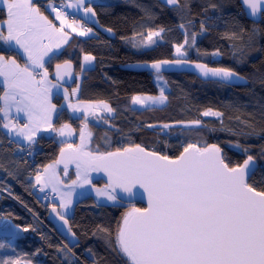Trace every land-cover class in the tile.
<instances>
[{
  "label": "trees",
  "instance_id": "1",
  "mask_svg": "<svg viewBox=\"0 0 264 264\" xmlns=\"http://www.w3.org/2000/svg\"><path fill=\"white\" fill-rule=\"evenodd\" d=\"M210 3L217 4L219 8L204 11ZM91 6L96 12L99 27L113 29L114 36L108 37L96 30L93 37L74 38L48 66L51 74L56 63L71 61L75 76L78 73L82 76L78 100L108 103L114 109L113 118L102 119V124L110 126L102 129L110 131L111 148L99 145L100 127L88 124L96 134L89 150L109 152L140 144L147 151L175 158L189 143L197 146L217 144L229 166L241 165L248 155L253 156L257 169L249 182L258 190H264V16L257 22H250L242 12L239 0H180L175 8L160 0H99ZM207 17L212 19L207 20ZM5 18V11L0 10V22ZM202 20L208 29L205 32L200 30ZM180 24L185 28H180ZM160 28L164 29L160 34L161 43L146 51L133 49L130 39L134 36L143 39L149 30L158 31ZM185 31L189 44L183 47L187 52L183 60L212 68L233 69L247 83L228 87L220 83H204L191 75H161L168 88L166 105L142 111L131 109L129 100L133 96H157L158 90L152 74L126 67L177 60L174 48L184 44ZM139 33L144 35H137ZM193 33L197 35L195 44L191 45ZM225 33H235L236 36L227 39ZM0 51L14 54L3 42H0ZM217 52L218 55H213ZM85 54L96 59L92 69L81 72L80 60ZM2 92L0 87V96ZM53 103L60 107L57 100ZM208 109L225 114L223 126L217 118L203 117L202 113ZM238 115L249 121L251 126L246 127L236 121L234 117ZM193 120L203 121L206 127H186ZM62 124H69L77 132L83 128L85 132L84 120L71 118L65 109H59L54 120L55 127ZM166 124L170 127L163 132ZM237 144L240 147H236ZM16 146L3 134L0 126V215L10 217L11 223L21 229L19 235L11 240L15 251L0 249V260L18 256L22 260L30 259L32 264H67V249H58L68 245L79 258V264H93L88 249L95 253L98 264H126V258L113 252L108 241L114 244L123 215L130 208L142 207L121 203L117 206L97 205L92 197L83 198L74 204L72 215L67 219L75 233L74 241H70L71 234L63 240L47 222L49 209L53 206L58 208L55 204L57 196L44 203L34 191L33 177L56 161L65 144H57L53 136L39 138L31 146L28 158L15 155ZM93 185L105 184L97 178ZM98 226L107 232L100 231ZM23 228H29V231L24 232ZM0 241H3L2 236Z\"/></svg>",
  "mask_w": 264,
  "mask_h": 264
},
{
  "label": "snow or ice",
  "instance_id": "2",
  "mask_svg": "<svg viewBox=\"0 0 264 264\" xmlns=\"http://www.w3.org/2000/svg\"><path fill=\"white\" fill-rule=\"evenodd\" d=\"M164 2L174 8L180 4V0ZM241 3L250 16H264V0H241ZM0 6V10L6 11V18L0 22L6 25V32L0 29V42L14 53L0 51V77H3L4 84V95L0 96V100L4 101V106L0 107V113H3L0 126L7 129L9 134L15 133L17 137L23 138L29 145L36 142L35 136L42 128L44 131L56 132L59 136L72 135L73 130L69 124H63L59 129L53 124V115L58 116V112L57 105L52 103V89L62 85L49 79L48 66L62 54L63 46L69 43L70 37L65 31L66 28L71 29L77 36L94 35L93 28L76 19V14L82 11V19L98 24L99 21L93 19L96 16L94 8L88 0H60L58 5L56 0H48L47 7L59 21L57 27L44 15L35 0H0ZM218 8L217 4L210 3L204 11ZM68 9L75 10L71 19ZM179 27L183 29L185 25L180 24ZM200 30H208L204 20L200 23ZM106 31L114 34L111 28ZM163 31V28L158 31L149 30L145 47L155 44L154 37H159ZM196 35L192 34L191 45L195 44ZM235 36V33H225L227 39ZM45 39L47 43H44ZM184 43L189 44L187 31ZM182 48L183 45L177 46L176 52L183 57L186 54L181 51ZM17 55L23 56V66L18 62ZM95 59L91 54H85L81 71ZM173 63L180 65L187 61L164 60L143 66L153 69L157 73L156 79L160 80L162 77L159 73L163 66ZM71 67L69 60H65L63 64L56 63L55 80H63L65 76L71 78ZM195 67L205 78L211 77L232 84L247 83L244 77L230 68H212L206 64H196ZM78 91L79 84L71 93L65 88L64 99L69 101L68 108L74 113H87L89 108L84 107V102H70V97L76 96ZM143 99L145 98L133 96L132 103L142 104ZM146 99L163 104L167 97L161 88L159 97ZM13 107L17 114L24 113L26 123L19 125L10 118ZM104 109L107 112L114 111L107 104ZM202 115L216 117L222 126L224 124L223 112L208 109ZM84 118L87 120V115ZM234 119L246 127L251 126L249 121L239 115ZM193 126L197 129L206 127L201 120H193L186 125ZM164 127L168 128L170 125L166 124ZM87 135L90 137L91 133ZM80 139L81 144L76 147L69 145L70 151L67 153L61 148L60 158L54 163H62L66 157L75 162L78 170H84L85 183H89L88 170L104 171L108 176V183L103 190H97L96 195L113 204L124 199H134L137 187L143 189L147 195L148 206L133 207L126 212L117 227L114 244L108 241L113 252L126 258V264H264V190H258L249 182L255 174L252 168L253 156L248 155L242 165L229 166L217 144L197 146L189 143L179 156L172 158L157 151H147L140 144L109 152L86 151L87 140L83 128ZM235 146L240 147L239 144ZM244 151L247 152V149ZM45 173L47 175L37 173L35 177L40 191L43 192L51 186L52 191L57 192L58 181L53 165L47 166ZM77 177L80 178L79 171ZM66 197H70V194H60L59 210L53 206L52 211L68 224L65 213L72 201ZM99 230L107 232V229ZM19 231V225L12 224L10 217L0 215V236L3 237L0 249L9 248L15 251L11 240L19 235ZM22 231L27 232L29 228H23ZM68 232L75 237L71 228ZM95 234L94 232L93 235ZM64 249H67V264H79V258L72 248L64 245L63 249L58 250ZM87 251L93 258V264H98L95 253L91 249ZM0 264H32V261L22 260L17 256L2 259Z\"/></svg>",
  "mask_w": 264,
  "mask_h": 264
},
{
  "label": "rangeland",
  "instance_id": "3",
  "mask_svg": "<svg viewBox=\"0 0 264 264\" xmlns=\"http://www.w3.org/2000/svg\"><path fill=\"white\" fill-rule=\"evenodd\" d=\"M160 1L163 2L165 5H167L164 2V0H160ZM167 6L172 7L170 5H167ZM101 30H105V29H101ZM107 35H108V37L109 36H111V37L114 36V34H109L108 32H107ZM145 38H143V39H140V38L139 39L138 38L130 39V43L132 44V47H133V49L135 51L150 50V49L154 48L158 43L162 42L161 36L154 37V39L156 40V43L151 45V46H149V47H145V43H146V39ZM185 46H186V44L184 43L183 47H185ZM181 51L184 52V48H182ZM185 54L186 55L183 56V57L178 55L177 52H176V47L174 48V57H175V59H177V60L186 59L187 52ZM156 76L157 75H153L152 76V80H153V83L155 84V86L157 87L158 95L157 96H139L141 98H145V99H143V103L142 104H133L132 103V98H131L129 100V104H130V108L131 109H133V110H141L142 111V110L152 109V108H155V109L156 108H163L166 105L167 99L165 100V102L163 104L159 103L158 101H154L152 99H146L147 97H159L161 88L164 89L165 96H166V94L168 92V88H167V85H166L165 78L160 75L162 77V79L157 80ZM81 80H82V76H81V74L78 73L76 75V77H75V85L72 88L68 89L69 93H71V90L73 88H76L78 84L80 86ZM62 88L63 89H60V90H64L65 89L64 87H62ZM62 92H64V91H62ZM104 105L105 104L98 105V109H100L104 113L103 115L106 116V118H113L114 117V112H107L104 109ZM107 105L110 107V105L108 103H107ZM100 110H99L98 114L96 115V117L93 120H91V121H89L87 123H86V121H84V123L87 125V128H86V132L87 133L86 134L91 133L90 137H88V135H86V140H87V143H86L87 146L85 148L86 151H90L89 150L90 142L93 140L94 137H96L95 132L92 131L90 129L91 127L88 125V124H91L92 122H93V126H95V128L100 127L101 137L99 139V145H101V147H103L105 149L111 148L112 139H111V136H110V133H109L110 131H108V128L104 129V130L102 129L104 127L105 128L106 127L110 128V126L108 124L104 123V122L102 124V118L103 117L101 118L102 114H101ZM203 117L204 118H216V117H213V116H208V117L203 116ZM17 118L19 120L18 121L19 125H22L23 122H25V123L27 122V120L24 119L23 117H17ZM190 128L195 129L196 127L193 126V127H190ZM167 129L168 128H165V127L162 128L163 132H166ZM73 132H74V135H73L74 136V140H76V135H77V139H78V137L80 138V132L77 133L74 130H73ZM17 139L22 140L23 138L18 137ZM49 165H53V167H54L55 174H56V180L58 181L56 183V188H57L58 191L57 192H53L51 186H49L48 188H45V191H48L49 193L57 196L55 204L58 206V208H59V204H60V194H63V193H69L70 194V197H66V198H70L71 201H72V204H71L69 210L67 211V213H65L66 219L71 217L72 212H73L74 204L77 201H79V200H81L83 198H86V197H92L93 200L95 201V204H97V205H107V206L120 205V202H118L116 204H113V202L108 201L104 197H97V195H96L97 190H103L105 188V186H106V185H103V186L97 187V186L93 185V181H95L97 178H99V176L97 174H94V173L93 174H89L87 172V178H88L89 183H85L84 182V175H85L84 170L83 169H79L78 170L76 164L71 166L66 173H65V171L63 169L58 167L54 162L50 163ZM45 168L41 169L38 173H40L42 175H47V173H45ZM78 171L80 172V178L79 179L77 177ZM49 172H51V169L49 170ZM69 175H71V176H69ZM35 177H36V175L33 177V182H34L35 185H39V184H36ZM73 181H76V183L73 184ZM130 210H131V208H130ZM70 241L73 242L74 241V237L71 236V240Z\"/></svg>",
  "mask_w": 264,
  "mask_h": 264
},
{
  "label": "crops",
  "instance_id": "4",
  "mask_svg": "<svg viewBox=\"0 0 264 264\" xmlns=\"http://www.w3.org/2000/svg\"><path fill=\"white\" fill-rule=\"evenodd\" d=\"M99 0H88V2L90 4H95L97 3ZM35 2L38 4H41L43 6V8H41V11L44 13V15L48 16V18L50 20L53 21L54 24L57 25V27H59V21H57L55 19V14L51 12V10L47 7V4H48V0H35ZM56 2H60V0H56ZM64 2H68V0H64ZM0 8H2V6H0ZM5 11V10H4ZM69 13L73 14L75 13V10L74 9H68L67 10ZM5 15H6V11H5ZM84 16L83 12L80 11L79 13L76 14V19L77 20H80L81 23L83 24H86V26L88 27H91L93 28V31H94V35L92 36H89V37H81V36H77L76 33L72 32L71 29H68L66 28L65 31L68 32L69 34V43L71 42L72 39L74 38H77V39H87V38H90V37H93L96 35V30L97 31H101V33L103 32L105 35H107V32L105 30H101L102 28L99 27V25L97 23H93L92 21L90 20H87V19H82ZM94 20H96V18L94 17L93 18ZM0 29H3L5 30L6 32V25L0 23ZM108 36V35H107ZM111 37V36H109ZM48 41L45 39L44 40V43H47ZM68 43V44H69ZM67 44V45H68ZM67 45H64L63 48L61 49V52L66 48ZM8 48V47H7ZM19 57V60L18 62L21 64V66H23L24 64V58L22 55H17ZM84 56V55H83ZM83 56L81 57V60H80V71H81V64L83 63ZM94 66V61L92 62L91 65H86L85 66V69L84 71H88L90 69H92ZM84 71H81V72H84ZM81 74V73H80ZM76 77V76H75ZM49 79H51V74H50V77ZM55 83V82H54ZM0 87L2 88L3 92L1 94V96L4 95V84H3V77H0ZM60 89H63L62 87L61 88H53L52 89V103H53V100H57L58 102H60V107H57V112L59 109H65L67 111V113L69 114V116L71 118H74V119H77V118H80L86 122H89L91 120H93L96 115L98 114L99 110L98 109V105H102V104H107V103H102V102H94V103H90V102H84V107H87L89 108V111L87 113H85L84 111H80V112H73L72 110H70L68 108V102L69 101H65L64 99V90H60ZM78 94H79V91L77 92L76 96H72L70 97V102L73 104H76L77 100H78ZM4 106V101L3 100H0V107H3ZM63 106V107H61ZM101 112V118H105L106 116H104L103 112L100 110ZM85 115H87V120H85ZM0 116H1V119L3 121V113H0ZM17 117H23L24 119L27 120V118L25 117L24 113H20V114H17L16 113V110H15V107H13L11 109V112H10V118H12L14 120V122H17L18 123V118ZM55 117H56V114L53 115V124H54V120H55ZM102 118V119H103ZM20 119V118H19ZM22 122V121H21ZM25 122H23L24 124ZM93 124V122L91 123ZM63 125V124H62ZM61 126L59 127H56L57 129H59ZM72 128V127H71ZM72 130H74L72 128ZM75 131V130H74ZM2 132L3 134L10 140L12 141L15 145L17 146H25V145H29L27 141H25L24 139L20 140V139H17L18 137L15 135V133H12V134H9L8 133V130L3 128L2 127ZM77 132V131H76ZM85 132H86V128H85ZM79 133V132H77ZM87 133V132H86ZM48 134H51L54 138V141L57 143V144H65V147H68L69 145H72L74 146V144H76L77 142V135H76V140H74V132L72 131V135H65V136H59L57 135L56 132H52L51 130H48V131H44L43 128L41 129V131H39L35 137V141H37L39 138H42V137H46ZM87 135V134H86ZM79 138V137H78ZM36 143V142H35ZM35 143H33L32 145L30 146H33ZM59 209V208H58Z\"/></svg>",
  "mask_w": 264,
  "mask_h": 264
},
{
  "label": "water",
  "instance_id": "5",
  "mask_svg": "<svg viewBox=\"0 0 264 264\" xmlns=\"http://www.w3.org/2000/svg\"><path fill=\"white\" fill-rule=\"evenodd\" d=\"M239 5H240L241 10L244 13L247 20H249L250 22H257L260 19L261 15H257L256 17L250 16L248 14L247 10L245 9V7L242 5L241 0H239ZM171 61H176V60H171ZM196 64H201V63L187 61L186 64L177 65V64L173 63V64L165 65V66H163L159 75H172V74L191 75V76L197 78L199 81L204 82V83H208V82L220 83V84H223V85L228 86V87H238V86H242L243 84H245L242 82L232 84V83H229L227 81L221 82V81L216 80V79L211 78V77L205 78L201 75L200 70L195 67ZM143 65H145V64L130 65V66H127L126 68L130 69L132 71H136V72H146V73H149L152 75H157V73L153 69H151L150 67H145ZM71 73H72L71 78H69L68 76H65L63 80L56 81L55 75H54L55 74V66H54L52 69V73H51V80H53V82H55V83L62 85V87H64V88L70 89L74 86V83H75V71H74L73 65L71 67ZM50 137H51V134H48L46 136V138H50ZM80 144H81V139L79 138L76 146H79ZM64 149H65L66 153L70 151L69 148H64ZM60 150L57 154L56 160H58L60 158ZM74 164H76V163L71 162L66 157L64 162L56 164V165L66 172ZM252 168L255 171L257 169V165L254 162H252ZM88 173L89 174H93V173L97 174L99 176V178L104 182V184L107 185L108 176L104 171H102V170H88ZM117 191H119V189H117ZM135 191L137 192V195L134 199H132V200L124 199V200L120 201V203L124 204V205H140L142 208H146L148 206L147 205V195L143 192V189H140L139 187H137L135 189ZM52 209H53V207L50 208L48 213H47V222L51 225V227L53 228L56 235H58L63 240H67L69 238V235H70V233L68 232V229L70 228L69 223L65 224L64 221L61 220L57 216V214L52 211Z\"/></svg>",
  "mask_w": 264,
  "mask_h": 264
},
{
  "label": "built area",
  "instance_id": "6",
  "mask_svg": "<svg viewBox=\"0 0 264 264\" xmlns=\"http://www.w3.org/2000/svg\"><path fill=\"white\" fill-rule=\"evenodd\" d=\"M58 4L59 3H57V5ZM40 6L43 7L42 5H40ZM71 18H72V15L70 13L69 19H71ZM30 151H31V146H29V145L16 146L14 153H15V155H17L20 158H28ZM34 191L38 196H40V198L43 200L44 203L53 201L56 198L55 195L49 193L48 191L44 190L43 192H41L39 185H34Z\"/></svg>",
  "mask_w": 264,
  "mask_h": 264
}]
</instances>
